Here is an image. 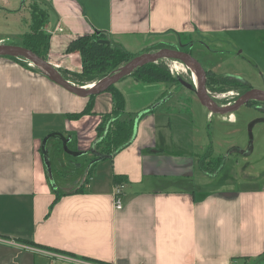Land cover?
<instances>
[{"label": "crops", "instance_id": "0c3cea01", "mask_svg": "<svg viewBox=\"0 0 264 264\" xmlns=\"http://www.w3.org/2000/svg\"><path fill=\"white\" fill-rule=\"evenodd\" d=\"M39 1L49 14L46 60L55 68L79 72L80 54L66 47L78 36L97 32L130 53L135 43L143 48L180 45L204 62L199 61L203 68L236 76L221 66L223 50L236 45L258 72L254 84L245 81L264 90V0ZM29 2L0 0V43H21L29 28ZM129 77L121 85L140 82ZM155 84L143 92L153 94L157 87L160 93ZM169 89L156 96L158 105L137 104L134 111L120 89L125 112L137 114L133 136L98 160L93 154L96 127L111 111L112 95H95L92 113L69 119L66 114L81 111L87 97L68 92L40 69L0 56V264L262 263L264 179L246 175L236 186L220 142L229 140L232 150L239 148L238 140L222 136L254 125L248 111L263 114L254 123L264 120V105L211 114L193 92L182 101L169 99L180 92ZM192 103L204 116L203 126L210 122L204 131L194 125ZM51 133L60 135L56 144L66 141L72 156L93 161L81 187L65 189L47 173L43 148L50 165L52 158L56 167L61 161L49 139L43 145ZM249 143L240 153L253 152V140ZM249 157L244 156L247 163ZM216 159L220 166L213 169L208 161ZM222 172L225 177L216 185L207 183ZM113 176L123 177L120 209L114 204ZM28 242L77 258L63 259Z\"/></svg>", "mask_w": 264, "mask_h": 264}, {"label": "trees", "instance_id": "16d2710c", "mask_svg": "<svg viewBox=\"0 0 264 264\" xmlns=\"http://www.w3.org/2000/svg\"><path fill=\"white\" fill-rule=\"evenodd\" d=\"M29 11V28L21 36V45L38 56L46 59L48 49V41L50 33L46 30L48 23V11L39 0H30L28 4ZM108 40L102 33H92L81 35L72 39L66 47V52H78L81 57V70L79 72H69L61 69L57 70L64 78L70 80L77 85H86L92 82L99 81L113 72L121 65L131 60L135 54H132L124 49L113 45L111 42L103 43L99 40ZM173 48L165 44L146 47L144 52L155 51L161 48ZM19 61L22 65L30 67L29 62L20 57H10ZM38 69L35 66H32ZM130 76L136 81L158 83L165 82L169 84L179 83L180 75L169 74L165 66L160 60L147 62L139 66L130 73ZM192 84V83H191ZM193 85V84H192ZM193 87V86H192ZM206 88L214 92H223L231 88H237V97L250 90L252 87L245 80L233 75H220L206 70ZM194 89V87H193ZM112 95L113 106L110 112L102 114V119L96 127L97 141L93 145V153L97 158L98 155L110 157L114 152L118 151L131 139L134 132V119L137 114L125 112V97L121 90L113 84L106 90ZM95 95L87 97L85 107L76 113H68L66 117L69 119H77L85 114L92 113L93 98ZM236 97V98H237ZM235 100V99H234ZM233 100V101H234ZM226 104V103H224ZM264 105V102L251 100L245 105ZM150 107V106H149ZM220 166V162L218 164ZM217 166V167H218ZM92 172L88 170V175ZM87 179V178H86ZM113 182L120 184L123 182V177L113 176ZM43 248H49L44 245L28 242ZM53 250H57L54 249ZM60 252L68 253L62 250ZM74 255L72 253H68ZM84 259L105 263L100 260L84 257Z\"/></svg>", "mask_w": 264, "mask_h": 264}, {"label": "rangeland", "instance_id": "374dc122", "mask_svg": "<svg viewBox=\"0 0 264 264\" xmlns=\"http://www.w3.org/2000/svg\"><path fill=\"white\" fill-rule=\"evenodd\" d=\"M177 46H178L177 48H179L180 45H177ZM254 47H255L256 51L259 54H261L262 44L257 43V44H255ZM128 49L131 51L132 54L139 55V54L144 52L145 48H143V46H141V44L135 43L132 46L128 47ZM240 50H241V47L236 46V45L233 47L231 45H229L227 47V49L223 50L224 51V53H222L223 54V61H222L223 65L221 64V66L223 67L222 70H224L225 72L227 70H228V72H231V70H232L235 72L236 76L239 75L238 77H240L243 80H245L244 78H246V80L248 82L251 81V83L254 84V78L257 77L256 75L258 73L256 71V67H254L252 65V63L246 59V57H247L246 54H242L240 52ZM228 53H229V55H227ZM210 55H211V58H214V60L218 59L217 57H219L218 54H210ZM159 60L165 66V68L167 69V71L170 74L171 73L170 72V64H171V61L174 59L162 58ZM176 61H179V60H176ZM199 61L202 62L201 60H199ZM247 62H249L250 65L253 66V68H251ZM202 63H204V62H202ZM179 64H181V63H179V62L175 63V65L177 67H180ZM183 70L177 69V71L180 72L179 75L181 76V78L185 82L193 84V80L191 78V71L188 69L186 72H184ZM206 70L207 69H205V71ZM129 76H130V74L125 76L124 78H122L121 80H119L118 82L115 83L116 86H118L120 89H123L125 95L128 96L129 106H130L129 110H133V107L137 106V104L141 105L140 107H144V105L146 106V105H148V103H150L149 104L150 107L158 105L159 101H158L157 97L158 96L161 97L162 95L167 94V92H169L171 90L169 88L180 91V92L175 93L176 96L169 97V99L177 98L178 100L183 101V98H182L183 95L191 96V94H193V93L196 94L194 84H193L194 89L193 88L188 89L186 86L181 85L179 83L169 84V83H165V82H158L154 86L159 87L160 93H158V91L156 90L157 87L156 88L153 87V89H155L153 94L151 92H149V93L143 92V91H147L150 88L149 86H151V85H148L149 84L148 82L140 81L137 83H128V85H129L128 87L121 85L126 81L127 78H130ZM94 82H92V83H94ZM209 92L211 93V96H213V99L218 104L221 105L224 103L228 104L227 103L228 101H232L234 98H236L238 89L237 88H231V89H228V90L223 91V92H214V91L209 90ZM221 95H224V96L221 97ZM226 104H224V105H226ZM178 105L180 106L181 104L179 103ZM242 106H245V105H242ZM254 106H257V105L254 104ZM145 109H147V108H145ZM191 110H192V112H190V115L193 118V122H194L195 127L200 129V131H202V130L204 131L206 123H208V126H209L210 122L207 120V122H205V124L203 126V122L205 121L204 116H202L197 109L193 108V103H192ZM133 111H130L128 113L134 114ZM248 112H251L252 115H250V117H253L254 121L257 118L263 117V114L255 115L254 111H248ZM211 114H215V113H211ZM213 116H215V115H213ZM248 117H249V115H248ZM254 121H253L254 125H250V126L248 125V126H246V128L244 130H242L240 132H236V133L230 134L228 136H222L226 141L230 138H232V141L238 140L237 145L239 148L232 150V148H231L232 142L230 143L229 140L227 141L228 144L225 141L220 142V147H222L224 145L222 148H220L221 152L223 154L227 155V158L225 159V164H226L227 168H233V170H234V175H231L229 178L235 179L234 181H235L236 186L238 185V182L240 183L242 178H244L246 175L260 176L257 181H262L264 179V120H257L258 122H256V123H254ZM48 139H49V143L53 144L55 146L54 148H55L56 154L61 159L59 167H56L53 158L51 161L50 171H51V176L54 179V181L58 185H60L61 187H64L65 189L70 188L73 185L76 187L77 186L81 187V185H83V183L85 182V179H83L84 176L86 177L88 175V172H87L88 169L93 168V161H91V159H89V157H86L87 159H85L84 157H81V158L77 157L76 158L75 156H72L68 151H66V148H63L62 144H60V143H59L60 145L56 144V143H58L57 140H56V143L54 142L55 139H57V136H53V137L50 136V137H48ZM250 140H253V143H252L253 152L252 153L248 152L247 154L243 155L242 153H240V151L243 149H246L247 145L250 144L249 143ZM181 147H183V145ZM247 155H250V157L248 158L250 160L249 163H247L246 162L247 159L244 158V156H247ZM219 162H220V159L208 161V165H211L212 166L211 168L215 169L218 166ZM94 164H96V163H94ZM225 169H226V167H225ZM219 176H221V177H219ZM224 177H225V174H223V172H222L216 177V179H217L216 181H207V183L209 182L210 184L216 185V182L220 181V179L224 178ZM42 249L48 251L51 254L56 255L57 257H60V258L63 257V259L64 258H70V257H76L74 255L68 254L69 252L64 253V252H60L58 250H53V248L52 249L42 248Z\"/></svg>", "mask_w": 264, "mask_h": 264}, {"label": "water", "instance_id": "95a60500", "mask_svg": "<svg viewBox=\"0 0 264 264\" xmlns=\"http://www.w3.org/2000/svg\"><path fill=\"white\" fill-rule=\"evenodd\" d=\"M103 43H109L108 40H99ZM0 56H10V57H20L28 61L30 65H33L44 72L48 77H50L54 82L59 84L62 88L68 92L75 94L79 97H88L90 95H97L108 89L109 86L115 84L125 76L129 75L133 70L139 66L144 65L147 62H154L162 58L179 60L196 72L197 84L193 81L195 86V91L199 102L204 106L209 112L215 114H230L236 111L242 105L247 104L251 100L264 102V90L257 88H251L247 92L238 96L233 102L226 105L218 104L211 96V93L206 88V71L200 62L192 56L191 53L184 50H179L178 48H161L155 51L143 52L139 55L134 56L131 60L120 66L115 72L109 76L90 84L77 85L70 80L63 77V75L50 64L46 59L41 56L36 55L31 50L17 44L0 43ZM181 85L186 86L188 89H192L193 85L191 83L185 82L182 78L179 79ZM50 136H60L59 134L51 133L43 139V145ZM62 146L66 148L70 154H73L67 149L66 141L62 139ZM94 154V153H93ZM95 155V154H94ZM43 158L46 165L47 173L51 176V165L49 159L47 158L44 148H43ZM107 158L103 155H98L96 159Z\"/></svg>", "mask_w": 264, "mask_h": 264}, {"label": "built area", "instance_id": "2783aa9c", "mask_svg": "<svg viewBox=\"0 0 264 264\" xmlns=\"http://www.w3.org/2000/svg\"><path fill=\"white\" fill-rule=\"evenodd\" d=\"M176 62H179V63H181V65L183 66L182 68L181 67H176L175 66V63ZM30 65V64H29ZM31 66H33V65H31ZM183 68H184V70H183ZM177 69H182L184 72H186L189 68H188V65L187 64H185V63H183V62H181V61H176V60H172L171 61V64H170V72L172 73V74H175V75H179L180 74V72H178L177 71ZM190 71H191V78H192V80H193V73H192V70L191 69H189ZM119 184H116V186H115V191H114V204H115V208L116 209H120L121 208V197H120V195H121V190H120V188H119V186H118ZM261 264H264V255H263V259H262V263Z\"/></svg>", "mask_w": 264, "mask_h": 264}, {"label": "bare ground", "instance_id": "6f19581e", "mask_svg": "<svg viewBox=\"0 0 264 264\" xmlns=\"http://www.w3.org/2000/svg\"><path fill=\"white\" fill-rule=\"evenodd\" d=\"M176 66V65H175ZM179 66L182 68L183 66L181 64H179ZM177 67V66H176ZM189 69L192 70V73H193V81L195 82V84H197V76H196V72L193 68H191L190 66H188ZM184 69V68H183ZM90 84L92 83H89L88 86H91ZM223 94V93H222ZM219 96V95H218ZM224 96V95H221V97Z\"/></svg>", "mask_w": 264, "mask_h": 264}, {"label": "flooded vegetation", "instance_id": "af4514ba", "mask_svg": "<svg viewBox=\"0 0 264 264\" xmlns=\"http://www.w3.org/2000/svg\"><path fill=\"white\" fill-rule=\"evenodd\" d=\"M176 48H177V47H176ZM178 49H179V48H178ZM179 50H181V49H179ZM184 51L189 52L188 50H184ZM189 53H190V52H189ZM234 99H236V98H234ZM234 99H233V100H234ZM233 100L230 101V102H233Z\"/></svg>", "mask_w": 264, "mask_h": 264}]
</instances>
